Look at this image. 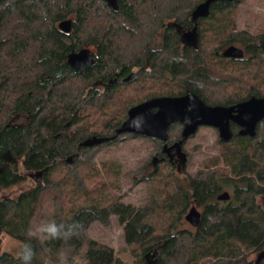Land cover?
Returning a JSON list of instances; mask_svg holds the SVG:
<instances>
[{
    "label": "trees",
    "instance_id": "obj_1",
    "mask_svg": "<svg viewBox=\"0 0 264 264\" xmlns=\"http://www.w3.org/2000/svg\"><path fill=\"white\" fill-rule=\"evenodd\" d=\"M204 1L118 0L115 10L105 0H0V246L4 234L19 240L21 251L30 245L31 264H73V256L84 249L87 264H127L114 248L88 236L93 221L107 222L116 215L125 224L126 242L136 245L138 264H149L148 254H155L152 264H264V120L256 136L236 134L222 142V149L191 178L188 189L168 188L160 206L157 191L152 192L155 212L123 202L120 194L112 193L116 185L97 180L94 164L81 162L84 152L93 148L144 137L125 133L94 147L81 144L93 135H115L128 110L146 99L189 89L209 105L264 96V33L238 29L236 6L242 0L213 2L209 15L197 20L199 50L183 45L181 35L193 27L192 13ZM67 18L73 19L69 33L59 28ZM251 41L258 45L247 64L216 54L231 43ZM211 43L217 47L211 49ZM85 47L97 52L96 62L75 71L68 55ZM147 55L152 64L149 75L143 71ZM247 68L253 82L242 74H225ZM131 74L132 79L123 80ZM148 81L151 92L134 100L128 86L138 84L137 93ZM213 85L220 86L216 95ZM173 131L172 126L170 135ZM148 138L163 153L160 140ZM73 159L89 175L73 171ZM115 171L113 167L111 174ZM35 172L44 182L16 196L3 192L30 180ZM159 174V168L152 172L156 183ZM85 182L93 185L86 188ZM68 185L74 187L77 200ZM225 190L233 192L232 198L219 200ZM46 194L66 199L50 210ZM194 199L206 204L200 225L179 228ZM48 223L65 230L74 227L58 239L30 235ZM0 264L22 260L3 251Z\"/></svg>",
    "mask_w": 264,
    "mask_h": 264
},
{
    "label": "rangeland",
    "instance_id": "obj_2",
    "mask_svg": "<svg viewBox=\"0 0 264 264\" xmlns=\"http://www.w3.org/2000/svg\"><path fill=\"white\" fill-rule=\"evenodd\" d=\"M236 11V22L239 30H246L254 35L264 33V0H242L237 4ZM216 47V44L211 43V49H215ZM225 71V74L232 75V77H237L240 74L245 75L246 80L253 82L252 78L247 76V73L250 72L248 68L240 71L234 69ZM137 85L128 86L129 91L134 95V100L151 92V81H148L143 91L141 90L136 93L134 90ZM213 87L216 88V95L220 86L213 85ZM229 91L232 92L233 90L229 88ZM174 127L177 128L173 132H179L180 126L175 125ZM221 149L218 131L209 126H202L185 144L189 161L186 168L182 171H178L177 167L167 165L164 162L155 167L152 163V158L159 151L158 144L147 136L129 137L114 144H105L93 148L90 151L84 152L85 159L81 162L85 163L89 161V163L94 164L99 174L97 180H104V186L107 184L110 186L116 185L112 187V193L120 194L123 202L131 203L136 207L147 206L149 211L155 212V207L150 201L152 192L157 191L156 199L157 204L160 206L166 200L168 188L173 191L182 184L188 187L190 178L203 171L207 167L206 165L210 163L211 160L209 161V159L217 155ZM82 163L80 164V162L73 159V163L71 164L73 171L79 174L80 172H85V174L89 175L83 169ZM113 167L114 170L116 169V176L115 174H111ZM156 168H159L160 171V176H157L160 179L159 183L155 182L157 180H152V172ZM22 170L24 171L23 168ZM85 174L83 177H88ZM31 175L35 176L30 177V180L26 182L5 189L3 192L8 196H16L33 183L44 182V178L36 172ZM115 177L116 179L114 180ZM113 180L114 183H111ZM92 185L91 182H87L88 187ZM84 186L87 188L86 182ZM71 188L74 190V187L68 185V190L71 192L72 197L77 200L76 193H73ZM80 188L84 190L82 186ZM65 199V195L52 198L46 194L44 202L50 205V210H56L52 205H56V201L62 202ZM124 227L125 224L121 223L116 215H112L107 222L100 220L93 221L88 229V236L114 248L116 255L127 264H138L133 253L136 245H130L126 242ZM178 227L193 229V226L187 221L185 213L178 223ZM3 251H8L19 256L21 253L19 240L8 234H4L0 246V252ZM84 253L85 249L73 256V264H87ZM145 258L147 259L146 263H149V261L155 263V257L152 254L149 257L145 256ZM47 264L54 263L48 261Z\"/></svg>",
    "mask_w": 264,
    "mask_h": 264
},
{
    "label": "water",
    "instance_id": "obj_3",
    "mask_svg": "<svg viewBox=\"0 0 264 264\" xmlns=\"http://www.w3.org/2000/svg\"><path fill=\"white\" fill-rule=\"evenodd\" d=\"M105 1L115 10L119 9L118 0ZM215 1L218 0H206L197 6L192 13L194 22L198 18L208 16L210 6ZM223 1L234 2L236 0ZM59 28L64 32H71L73 29V19L67 18L62 20L59 23ZM185 35L193 36L194 32H186ZM223 56L241 58L244 56V50L238 46L231 45L224 50ZM95 62V57L89 47L72 51L68 55V63L75 71H85L92 67ZM130 78L131 75L127 77V80H130ZM263 119L264 97L253 96L245 101L226 106L221 104L209 105L194 92L180 96H156L132 106L128 111L126 120L116 129L115 135L111 137L93 135L86 138L81 144L83 146L94 147L125 133H134L167 141L169 139V126L176 121H183L186 123L182 139L177 144L178 148L182 149L184 141L190 136L195 135L202 125L217 127L222 139L229 141L232 137L230 129L231 120L241 126V135L254 137L257 135L258 124ZM186 157L184 153V158ZM155 158L158 159L157 156ZM230 196V192L225 191L218 198L220 200H228ZM186 219L194 226H198L201 222V213L193 207L186 216ZM152 263L149 261V264Z\"/></svg>",
    "mask_w": 264,
    "mask_h": 264
},
{
    "label": "flooded vegetation",
    "instance_id": "obj_4",
    "mask_svg": "<svg viewBox=\"0 0 264 264\" xmlns=\"http://www.w3.org/2000/svg\"><path fill=\"white\" fill-rule=\"evenodd\" d=\"M207 17V16H206ZM201 18H203V17H201ZM199 19V18H198ZM197 19V20H198ZM196 20V22H194V20H193V27L192 28H189V29H187V30H185L183 33H182V42H183V45L184 46H189L190 48H193V49H195V50H199V36H200V32H199V26H198V21ZM190 31H192V32H194V35L193 36H187V35H185V33L186 32H190ZM66 33H68V32H66ZM258 35H261V34H258ZM257 42L256 41H251L250 43H246V44H243V43H231L230 45H228V46H225V47H223L222 49H220V50H218L217 52H216V54L217 55H219V56H223V52H224V50L226 49V48H228L229 46H231V45H235V46H238V47H240V48H242L243 50H244V56L243 57H241V58H234V57H227V58H229V59H232V60H235V62H242L243 64H247L248 62V60L249 59H252L254 56H255V51H256V49H255V46L254 45H258V43L256 44ZM92 50V49H91ZM92 52H93V56L95 57V60H96V56H97V52L95 51V50H92ZM96 55V56H95ZM146 59H147V63H146V65L143 67V71L145 72V74L147 75H149L150 74V72H151V70H152V64L150 63V57H149V55H147V57H146ZM67 61H68V59H67ZM136 70V69H135ZM138 71V70H137ZM130 79H132V74H131V78ZM123 80L124 81H129V80H127V77H125V78H123ZM105 85L106 84H103V83H101V85L100 86H103V87H105ZM250 87H252V85L250 86ZM189 92H194V93H196V94H198L197 92H195V91H193V90H191V89H189L188 91H186L185 93H183V94H181V95H184V94H186V93H189ZM232 93H233V91H232ZM199 95V94H198ZM167 96H173V95H167ZM175 96H180V95H175ZM200 96V95H199ZM253 96H256V97H264V96H258V95H251L250 97H248V98H245V99H242V100H238L237 102H234V103H232V104H229V105H226V106H231V105H234V104H236V103H239V102H242V101H245V100H247V99H249V98H251V97H253ZM201 97V96H200ZM202 98V97H201ZM203 99V98H202ZM217 105V104H216ZM221 105H224V104H221ZM156 110V109H155ZM264 120V119H263ZM262 120V121H263ZM185 123L186 122H183V121H176V122H174V123H172L170 126H169V128H168V134H169V139L167 140V141H162L161 139H159V138H157V139H159L160 140V150H161V152H163V153H156L155 154V156L152 158V163L154 164V166L156 167L157 165H159V164H161V163H163V162H168L171 166H174V167H177V169H178V171H182L183 169H185L186 168V166L188 165V161H189V155H188V153L186 152V150H185V144L187 143V140L189 139V138H191V137H193L194 135H192V136H190L186 141H184V143H183V145H182V149H179L178 148V142L182 139V133H183V129H184V126H185ZM175 125H179L180 126V130H179V132H180V134H175V132H172L171 133V135H170V132H169V130H170V128L173 126H175ZM202 126H204V125H202ZM202 126H200V128L202 127ZM209 127H212V128H214V129H216L217 131H218V134H219V141H220V143H222V142H225L223 139H222V137H221V135H220V132H219V129L217 128V127H213V126H209ZM175 128H177V127H175ZM199 128V129H200ZM198 129V130H199ZM230 129H231V131H232V137L229 139V140H231L236 134L237 135H240L241 136V134H240V131H241V126L237 123V122H235V121H233V120H231L230 121ZM198 132V131H197ZM174 135V136H173ZM143 136V135H142ZM171 136H173V137H171ZM242 136H244V135H242ZM182 151V152H181ZM184 153L186 154V158H184ZM157 156V158L158 159H156L155 157ZM192 178V177H191ZM191 178H190V181H189V185H188V187H185V185H181L183 188H189V186H190V182H191ZM225 191H228V192H230V198H232V194H233V192L231 191V190H225ZM225 191H222V192H220V194H222L223 192H225ZM220 194H218V196L220 195ZM185 197V194H183V198ZM230 198L228 199V200H230ZM220 200V199H219ZM223 201H225V200H223ZM227 201V200H226ZM193 207H195L200 213H201V220H202V215H203V213L205 212V209H206V204H205V202H201V201H198L197 199H194L193 201H189L188 202V205H187V207L185 208V217L188 215V213L190 212V210L193 208ZM188 221V220H187ZM189 222V221H188ZM190 223V222H189ZM192 226H193V228H197L198 226H194L192 223H190ZM150 255L148 254L147 255V257H149Z\"/></svg>",
    "mask_w": 264,
    "mask_h": 264
},
{
    "label": "clouds",
    "instance_id": "obj_5",
    "mask_svg": "<svg viewBox=\"0 0 264 264\" xmlns=\"http://www.w3.org/2000/svg\"><path fill=\"white\" fill-rule=\"evenodd\" d=\"M74 225H70L67 230L63 225H57L56 223H48L41 225L30 235L37 239H58L61 238L67 232H71ZM34 256V251L30 245H25L20 253V259L22 264H31Z\"/></svg>",
    "mask_w": 264,
    "mask_h": 264
}]
</instances>
